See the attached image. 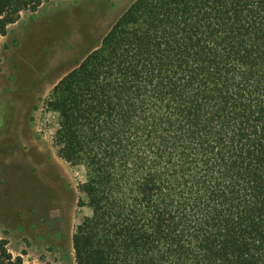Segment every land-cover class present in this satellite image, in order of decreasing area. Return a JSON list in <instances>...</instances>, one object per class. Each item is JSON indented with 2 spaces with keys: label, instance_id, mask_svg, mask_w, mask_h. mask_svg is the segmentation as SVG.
<instances>
[{
  "label": "trees",
  "instance_id": "1",
  "mask_svg": "<svg viewBox=\"0 0 264 264\" xmlns=\"http://www.w3.org/2000/svg\"><path fill=\"white\" fill-rule=\"evenodd\" d=\"M45 1L0 0V38ZM45 109L85 169L75 264H264V0H134Z\"/></svg>",
  "mask_w": 264,
  "mask_h": 264
},
{
  "label": "rangeland",
  "instance_id": "2",
  "mask_svg": "<svg viewBox=\"0 0 264 264\" xmlns=\"http://www.w3.org/2000/svg\"><path fill=\"white\" fill-rule=\"evenodd\" d=\"M134 0H49L0 38V238L22 264H75L72 235L90 214L81 165L57 155L54 84Z\"/></svg>",
  "mask_w": 264,
  "mask_h": 264
}]
</instances>
